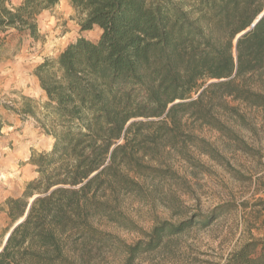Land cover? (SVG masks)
Listing matches in <instances>:
<instances>
[{"label":"trees","instance_id":"obj_1","mask_svg":"<svg viewBox=\"0 0 264 264\" xmlns=\"http://www.w3.org/2000/svg\"><path fill=\"white\" fill-rule=\"evenodd\" d=\"M58 2L0 0V32L38 41L37 18ZM68 2L80 31L100 34L77 38L36 67L41 102L21 96L18 108L5 107L31 118L53 144L30 156L37 177L5 202L3 241L22 221L1 249L2 241L0 264L88 263L116 243L103 224L131 227L121 200L141 195L144 181L174 177L165 156L196 146L183 121L225 134L221 116L244 121L238 106L264 113V14L248 30L264 0ZM223 208L156 223L145 241L124 246L123 264L208 225ZM222 264H264V238L248 240Z\"/></svg>","mask_w":264,"mask_h":264},{"label":"rangeland","instance_id":"obj_2","mask_svg":"<svg viewBox=\"0 0 264 264\" xmlns=\"http://www.w3.org/2000/svg\"><path fill=\"white\" fill-rule=\"evenodd\" d=\"M78 23L68 0H59L54 9L37 18L38 41L13 30L0 32V119L4 123L0 132V245L9 226L3 210L6 200L21 197L26 184L37 177L30 156L49 151L53 144L31 118L23 120L7 108H18L21 96L41 102L36 67L54 60L79 37L98 39V28L81 32ZM238 110L244 121L221 116L225 134L183 121L184 130L196 138V146H186L182 155L173 151L165 156L163 162L174 177L144 181L141 195L121 200L119 209L131 227L103 224L101 230L116 243L86 264H123L124 246L145 241L156 223L209 217L219 207H224V215L165 239L156 250L138 255L133 264H222L248 240L264 238V113L243 106Z\"/></svg>","mask_w":264,"mask_h":264},{"label":"water","instance_id":"obj_3","mask_svg":"<svg viewBox=\"0 0 264 264\" xmlns=\"http://www.w3.org/2000/svg\"><path fill=\"white\" fill-rule=\"evenodd\" d=\"M263 14H264V12H263L260 16L257 17V19L253 22V24L251 25V27H250L248 30H250L251 28L254 27V25H255V24L257 23V21L262 17ZM248 30H247V31H248ZM238 37H239V36H237V37L235 38V40H234V47H235V44H236V42H237ZM234 54H235V48H234ZM20 221H22V219H21ZM20 221H19V222H20ZM19 222H18V223H19ZM18 223H17V224H18ZM17 224H15V226H16ZM15 226H13V228H14ZM13 228H12V229H13ZM12 229H11V230H12ZM11 230H10V231H11ZM10 231H9V233H10ZM9 233L6 235V237H5V239H4V242H3V244H2L1 249H2L3 246L5 245L6 240H7L8 236H9ZM1 249H0V250H1Z\"/></svg>","mask_w":264,"mask_h":264},{"label":"crops","instance_id":"obj_4","mask_svg":"<svg viewBox=\"0 0 264 264\" xmlns=\"http://www.w3.org/2000/svg\"><path fill=\"white\" fill-rule=\"evenodd\" d=\"M21 1V0H20ZM20 2H19V0H18V4H19ZM17 4V5H18ZM11 5H13V6H16L15 4H14V0H11Z\"/></svg>","mask_w":264,"mask_h":264}]
</instances>
